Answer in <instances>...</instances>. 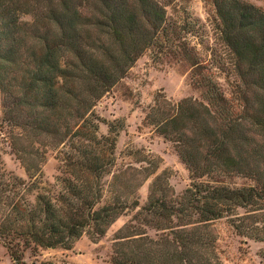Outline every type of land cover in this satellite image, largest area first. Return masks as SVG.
<instances>
[{"label": "trees", "instance_id": "trees-1", "mask_svg": "<svg viewBox=\"0 0 264 264\" xmlns=\"http://www.w3.org/2000/svg\"><path fill=\"white\" fill-rule=\"evenodd\" d=\"M214 5L229 97L175 0H0V244L12 264H25L27 250L97 241L122 215L109 264H223L221 218L264 242V9ZM147 50L188 62L202 93L174 101L159 91L146 106L145 123L174 144L190 182L176 195L162 172L140 203L157 162L145 155L115 168L118 128L98 134L94 106ZM7 148L24 176L4 167ZM49 150L57 173L44 182ZM230 176L251 183L220 179Z\"/></svg>", "mask_w": 264, "mask_h": 264}, {"label": "rangeland", "instance_id": "rangeland-1", "mask_svg": "<svg viewBox=\"0 0 264 264\" xmlns=\"http://www.w3.org/2000/svg\"><path fill=\"white\" fill-rule=\"evenodd\" d=\"M247 1L264 9V0ZM175 8L179 13L187 14L197 30L196 34L203 36L197 48L202 54H206V58H214L211 70L218 85L229 97L232 90L231 77L226 74L227 63L223 62L224 58L227 62L228 57L217 39L218 20L214 0H175ZM20 19L30 21L31 17L22 14ZM191 72L192 68L188 62L168 56L157 60L147 50L136 59L125 76L95 103L94 111L99 116L98 134H107L110 123L118 128L114 150L115 168L126 164L143 165L144 163H138L137 160L145 155L157 162L155 172L138 189L140 203L146 199L149 183L162 172L167 175L176 195L190 182L188 169L178 156L174 144L145 123L144 111L151 103L153 95L159 91L174 101L189 96L200 99L202 88L192 82ZM2 159L7 170H12L20 176L25 175L19 161L8 148ZM56 167L55 151L49 150L42 165L44 182L51 181L57 173ZM220 179L234 186L251 183V180L240 176ZM127 219L128 215L120 216L97 241H91L84 235L75 241L70 249L48 248L40 249L36 253L27 250L24 252L25 264H109L111 235ZM215 228L223 264H263L264 242L238 235L223 218L216 221ZM0 264H12L1 244Z\"/></svg>", "mask_w": 264, "mask_h": 264}]
</instances>
